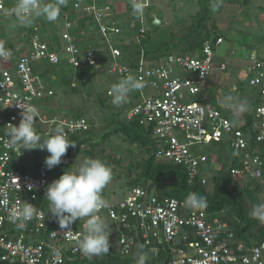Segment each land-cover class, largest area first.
Instances as JSON below:
<instances>
[{
	"label": "built area",
	"instance_id": "built-area-1",
	"mask_svg": "<svg viewBox=\"0 0 264 264\" xmlns=\"http://www.w3.org/2000/svg\"><path fill=\"white\" fill-rule=\"evenodd\" d=\"M148 1L136 0L144 7ZM8 2L0 0V17L15 16L11 10L16 0ZM131 3L133 5L134 0ZM95 4L96 0L72 2L74 9L99 22L102 40L115 58L109 62L108 70L120 75L132 74L144 83L145 87L137 94L140 99L126 118L137 120L150 129L156 159L182 166L191 182L202 176L200 180L205 183L206 177L199 167L208 157L196 147L223 142L236 153L233 158L237 163H230L232 177L260 179L264 169L260 149L264 145V61L258 57L256 50L253 49L248 55L253 72L248 83L258 92L252 109L251 130L246 133L237 128L219 107L189 99L199 93L202 81L214 68V47L223 41V37H217L214 43L206 39L201 47V57L170 53L157 60L140 52L136 61L138 64L129 70L126 63L115 62L122 55L116 43L124 42L122 38L114 39L123 34L118 23L108 17L114 14L115 9L106 3L101 6ZM136 18L141 24L138 29L135 21L131 20L127 25L129 30L137 31L135 40L140 44L145 36L142 25L144 17L136 15ZM73 25L75 19L65 15L64 40L59 48L39 37L37 25L32 28L31 41L23 46V50L30 47L29 51L17 54L14 48L0 39V44L12 53L9 61L0 60V260L9 264H64L80 252L78 241L86 221L80 219L68 230L61 229L58 219L53 216L48 223L42 208L47 201V186L61 175L50 177L45 163L35 168L30 165L26 171L10 169L13 156L16 159L21 157V144H10L7 135L10 123L18 125L20 122L21 109L15 105L20 102L37 110L33 127L45 126L51 133L57 126H62L65 134L67 130L87 128L84 117L68 120L40 109L41 99L54 92L33 71L36 60L49 64L66 61L74 67L96 64L97 52H103V46L80 48L75 35L69 30ZM219 67L224 69L225 65L219 63ZM182 70L185 74L196 73V76H181ZM76 85V81L71 82V86ZM144 89L148 91L147 94L143 93ZM105 200L108 206L102 208L98 215L103 219L101 213L104 212L111 222L122 223L126 228L117 237L123 253L130 252L135 239L151 250L153 256H158L161 246L168 247L171 253L168 264H264V241L251 247L241 242L234 246L232 230L227 221L210 215L204 209L190 207L186 200L158 197L141 186L127 188L120 199ZM28 202L35 207L37 215L27 222L25 229H19L11 222L8 209L22 207ZM130 216L133 220L129 223Z\"/></svg>",
	"mask_w": 264,
	"mask_h": 264
},
{
	"label": "rangeland",
	"instance_id": "rangeland-1",
	"mask_svg": "<svg viewBox=\"0 0 264 264\" xmlns=\"http://www.w3.org/2000/svg\"><path fill=\"white\" fill-rule=\"evenodd\" d=\"M107 1L111 5L114 3H125L130 4L131 0H101L100 3ZM48 2H51V0H44L43 4H47ZM73 2V1H71ZM99 2V0H97ZM214 2L213 4H219L218 11H221V16L225 21L231 22L232 29L230 30H221L223 35H227L228 38L232 39L236 44H238V50H236L235 46L233 48L227 49L228 45L227 43H223L220 46L221 52L224 51L225 55L229 58H234L240 54V45L243 44L244 46H247V43H249V47L251 45H257V50L259 49L263 52L264 49V26H262V31L259 32V29H256L257 35L255 34L250 38L249 36V42H245V35H247V31L242 32L240 27H238L239 19L236 21V16L238 17L239 13L230 11V7L227 6L222 0H212ZM90 2H88L89 4ZM42 4V5H43ZM208 2H205V0H152L151 6L146 9V15H152L155 14L158 16V19L160 22L158 24H154L153 20L150 21L149 17H146L143 24L144 27L147 29L148 32V38L146 42V48L149 49V51H152V49H158L160 52L165 51V49H173L177 48L178 50H172L175 51V53H184V51H181L179 47H186L187 40H188V33H191L192 29L196 27L198 19L204 20V14L206 13L208 15V18L214 20L215 17V11L212 10V5ZM117 5V4H116ZM244 6V5H243ZM131 7V6H130ZM133 7V5H132ZM236 10V7L234 8ZM82 12L79 9H75V15L72 19H76L78 17V14H81ZM253 13H255L253 11ZM234 16V18H233ZM132 13L130 10L122 11L116 13L113 15V20L122 23L124 20H133ZM130 18V19H129ZM236 21L235 24H232V21ZM134 22V21H133ZM79 24V23H78ZM209 25V23H206ZM38 26V33L39 37L44 41H50L53 43L60 44L63 42L62 38V32L64 29V19L59 15L56 21L54 22H48L44 17H38L33 20V22L30 25H20L17 22V19L15 16H1L0 17V39L8 44H12V48L19 53H23V46L28 44L29 41H31V36L33 34V27ZM80 28L74 27V25L69 29L71 32H77V30L81 31V41L79 42V47L84 48V45L88 46H104L103 40L101 37V33L99 31V22L91 18L80 19ZM238 25V26H237ZM191 30V31H190ZM219 32V31H217ZM137 31H128L124 30L122 35L114 37V39L122 38L124 41L127 42L126 45H123L122 43H118V45L121 44V46L126 50L127 47L128 51L124 50L123 55L127 56H133L135 55V50L137 49L138 42L135 40ZM253 39V42L251 41ZM247 40V39H246ZM141 43V41H140ZM253 43V44H252ZM248 49V47H247ZM236 51L237 55L231 54L232 51ZM103 52L109 56V51H107V47H103ZM130 54H129V53ZM188 54V53H186ZM191 55V54H190ZM129 56V57H130ZM264 56V55H263ZM129 57L125 59H129ZM111 58V57H110ZM109 58V59H110ZM159 60V58H157ZM134 61H137V57L134 58ZM41 66L40 69L44 70L46 67H48L47 62L42 61L39 63ZM96 71L95 74H92L90 76L89 81H87L85 84L80 83L78 85L77 90H72L68 85H65L62 83L63 79H68L71 76H73V68L70 65L65 66H57L54 67V69L48 70L47 74L43 72L41 79H43L44 82H48L56 91L57 96H55L51 100H47L46 103L48 106L44 107L47 112L49 113H56V112H62L66 113L68 110L72 109L71 111H78L84 108L85 100L87 98V102L89 104H92L90 107H87L86 115H93V116H100L99 108L95 104H93V97L94 94H96V91H100V94L106 95V90L111 89V86L114 83H117L120 79L117 74L114 72L108 71V64H103L100 67H96L94 69ZM13 72V69L11 70ZM239 83V94L240 99L244 102L243 105H245L248 109V111H252L256 101L255 95V87L249 85L248 78L245 80L244 78L240 79ZM65 89V94L62 93L59 88ZM95 91V92H94ZM137 91H132L129 93L128 102L124 103L120 106H110V101L107 102V108L105 110V115L107 113V116H105L104 121L102 123H98V127L95 126L92 130V133L95 135H91V132H88V136H92L94 138V145L90 146L95 154L92 158H98L104 161L107 165H109L112 169V180L110 183L106 186L104 189L102 196L105 199H120L122 198V195L124 194L125 190L128 188L127 181L129 180L128 176L126 175V172L128 169H130V178L137 174L140 171V163L142 162V158H144L145 149L141 147L137 143H129L126 138L122 136L120 132H115L116 128V120H125L127 113L129 110L137 103ZM94 92V94H93ZM143 93L147 94L148 91L146 89L143 90ZM234 94V92H233ZM257 96V95H256ZM198 94L194 95L192 97H189V99H198ZM214 103V100H213ZM120 111V112H119ZM113 112H119L118 115H113ZM42 133H46V130L41 129ZM112 132V135H110L109 138L106 139L104 142L102 139V134L105 132ZM41 132V131H40ZM47 135L43 134V137H47ZM92 138V139H93ZM89 145H86L85 147L80 148L79 152L73 157L70 158L72 161L71 169L74 170L76 167L79 166L80 162L85 157L89 156ZM85 148L87 151H83L82 149ZM197 150H202L203 152L210 153L211 159L213 162L216 161L214 166L216 168L219 167V163L222 162L221 158L226 159L225 161L228 164L233 160V157L235 156V152L229 149L226 146H222L218 143H211L208 145H199L196 147ZM75 148H68L67 153L70 155L74 153ZM25 153L31 154V156H34L33 159L36 161H39L42 159L43 156V150L34 149V150H24ZM39 152V153H38ZM220 159H219V157ZM27 156H23V160H26ZM67 157H63L61 163L64 165L65 161L67 160ZM27 161V160H26ZM118 162V163H117ZM60 165H57L52 168V173L50 174V177H52L56 173V169ZM200 171L202 170L203 174L206 176H209L212 170L210 169V166L208 164H202L199 167ZM234 182L232 183V187H235L238 184H242L243 182L245 184L251 183L254 181L260 183V188L256 191L250 192L249 196H247L246 201L248 204V211L249 215L253 209L254 206L259 204H264V177L262 176L258 180H249L245 177H233ZM242 182V183H241ZM210 189V184L206 185ZM253 198H257V201ZM103 219L107 222L109 225L108 231L110 234V242L115 244L116 240L114 237V224L109 220V218L105 215L104 212L101 213ZM251 216V215H250ZM100 256V255H99ZM98 256V257H99ZM94 257V256H93Z\"/></svg>",
	"mask_w": 264,
	"mask_h": 264
},
{
	"label": "trees",
	"instance_id": "trees-1",
	"mask_svg": "<svg viewBox=\"0 0 264 264\" xmlns=\"http://www.w3.org/2000/svg\"><path fill=\"white\" fill-rule=\"evenodd\" d=\"M10 3L11 0H8ZM72 0H68L66 6L61 7L60 9V15L64 19V16L67 15V18L72 19L75 15V9L72 6ZM90 1V0H89ZM44 0L41 1V4H43ZM101 0L97 2L96 0V6L100 4ZM205 2H208L209 4H212L211 0H205ZM16 3H13V6H15ZM12 5V4H10ZM129 7L131 6L129 3L127 4ZM150 7V6H149ZM131 12L136 15L133 12V7L131 6L129 8ZM113 15L110 14L108 17H110L113 20ZM153 15H146V9L143 10L142 16L144 17V20L146 17H149L150 21L153 20ZM156 16V15H155ZM134 17V16H132ZM158 17V16H156ZM85 18V19H90L91 16H86L85 13L78 14V20H79V25L78 27L80 28V19ZM137 29L140 27V22L137 23ZM144 27V24H142ZM122 29L128 28V25H125L124 23L119 25ZM38 27V26H37ZM145 28V27H144ZM124 31V30H123ZM133 31V30H129ZM191 31V30H190ZM75 37H76V43L79 45V42L81 41L80 36L82 33L80 30H77V32H72ZM144 38L141 39V43L137 45V49L135 50V55L132 57L127 56V55H122L118 56L116 58L115 62H118L119 64H124L126 63L129 66V70H132L134 66H136L138 63L134 61L135 56L137 57L140 52H142L146 57H152V58H159L162 56H165L170 53H175V51L172 50H178L177 48H173L171 50L165 49V51H158V49H152V51H149L148 48H146V40L148 38V32L147 29L145 28L144 30ZM188 40L186 47H179V49H193V48H201V44L204 40L210 39L213 43L215 42L216 38L219 37L217 32L215 30H210L207 28L206 24L202 21V19H198L196 27L192 29L191 33H188L187 35ZM49 43V45L59 48L60 44L53 43L50 41H46ZM104 46H108L103 42ZM253 44V43H252ZM116 45L121 49V51L126 50L124 49L121 44L118 45V42ZM126 45V44H123ZM7 46L11 47L12 44H8ZM103 46V47H104ZM128 51L129 46H126ZM86 48V45H84L83 50ZM251 49L249 50L247 54V59L248 55L250 52L254 49L258 53V57L264 61V59L261 57L260 52L257 50V45H251ZM25 49V48H24ZM29 51V50H28ZM129 53V52H128ZM109 56L105 54V52L98 51L97 52V62L96 64H83L78 67H74L73 65L69 64L68 62H61L58 64H48V67H46L44 70L40 69L39 63L44 61V60H36L33 63V71L36 74L41 75L43 72L47 74L48 70L54 69V67L57 66H65V65H70L73 68V76H71L68 79H63L62 83L65 85H68L72 90H77L78 85L76 86H71L72 81H77L78 84L83 83L85 84L87 81H89L90 76L92 74H95L96 71L94 70L96 67H100L103 64H109V62L113 61L115 58H113L112 54L109 52ZM130 54V53H129ZM111 57V58H110ZM129 57V59H125ZM110 58V59H109ZM128 63H127V62ZM109 71V70H108ZM253 73V72H252ZM117 74V73H115ZM127 75L124 74L122 75V78L126 77ZM121 78V79H122ZM47 84H49L47 82ZM49 87L52 88L53 94L52 95H47L46 97L42 98L39 107L41 110L46 111L44 107H46L47 100L53 99L55 96H57L55 89L53 86L49 84ZM59 90L62 91L63 94H65V89L58 87ZM108 90V89H107ZM107 90H106V95L100 94V91H96V94H94L93 97V104L97 105L100 113V116H93V115H86L87 112V107H90L92 104H89L87 102V98L85 100V106L81 110L78 111H71L72 109L68 110L66 113L62 112H56L54 114L59 115L60 117H66L68 120H73L75 118L79 117H84L87 122V128L83 129H76L73 131L67 130V137L71 142L75 143V147H69V148H75L73 154L66 153L65 157L68 159L65 161L64 165L62 163L60 166L56 169L55 175L57 176L58 174H62L64 171H68L71 169V164L72 161L70 160L71 157L76 155L80 148L85 147L86 145L92 146L94 145V138L92 137L95 135L92 133V130L95 126L98 127V123H102L104 121V117L107 116V113L105 115V110L107 108V102L110 101V106H114L111 103L112 96L107 95ZM138 94V91H137ZM138 100L140 97H138ZM199 101V100H198ZM201 102V101H200ZM205 103V102H203ZM47 112V111H46ZM120 112V111H119ZM119 112H113L112 114L115 115ZM49 113V112H48ZM228 115V114H227ZM231 119V121L236 125L237 128L242 129L244 132H249L251 130V122H252V111L249 112H244V115L241 117H236L232 114L228 115ZM116 128L115 132H120L124 138L128 140L129 143H137L141 147L145 149V156L142 158V162L140 163V171L132 176L130 178V169L127 170L126 175L129 177L127 181V186L128 188H131L133 186H141L145 188L147 191H152L155 195L158 197H164V196H169V197H176L180 201L186 200L188 195L190 193H197L199 196H203L206 198V203L207 206L204 209L207 213L210 215H217L219 216L222 220L227 221L229 227L232 230V241L233 245L236 246L238 243H243L246 247H251L252 245L259 243L261 241H264V222H261L259 219H254L249 215V207L246 201L247 196H249L250 192L256 191L257 189L260 188V183L258 182H251L245 184L244 182L242 184H238L235 187H232V183L234 182V178L232 177L230 173V164H228L225 161L226 159H222V162L219 163V167L216 168L214 166L212 159H211V154L206 153L208 159L205 161L203 164H208L210 166V169L212 172L210 173L209 176H206V182L202 183L201 182V177L198 176V178L194 179L193 182L189 181L188 174L185 170L180 165H175L169 162H164V161H159L156 159L154 155V144H153V139L151 137V131L150 129H147L143 125L139 124L137 120H116ZM1 125V124H0ZM55 128V126H53ZM34 129L36 132L43 137L44 135H47L45 133H42V130L40 128V125L34 126ZM41 131V132H40ZM88 132H91L92 136H88ZM112 135V132H105L103 133L102 139L105 142L107 138ZM93 138V139H92ZM212 143H218L221 144L222 146L228 147L223 142H212ZM251 144L253 142L251 141ZM231 149L230 147H228ZM92 148L90 147L88 152L89 156L92 158L93 155L95 156ZM261 153H263L264 157V145L260 147ZM24 145H20V151H21V157L16 159V156H13V161L10 164L9 168L13 170H19V171H26L27 169V162L29 161L32 165L33 168H35L37 165L41 163H45V158L49 155V153L46 150H43V156L42 159L39 161H36L33 159L34 156H31V154H27L24 151ZM83 151H87L85 148L82 149ZM232 150V149H231ZM40 151V149H39ZM202 151V150H201ZM234 151V150H232ZM203 152V151H202ZM235 152V151H234ZM39 153V152H38ZM236 155V153H235ZM23 156H27L26 160H23ZM219 157V156H218ZM220 159V157H219ZM64 161V160H62ZM26 162V163H25ZM233 163H237L235 158L232 160ZM118 163V162H117ZM231 163V162H230ZM202 165V164H201ZM48 169V168H47ZM50 174L52 173V168L48 169ZM202 172V170H201ZM203 173V172H202ZM264 177V169H263V175ZM210 184V189L206 186ZM255 198H253L254 200ZM257 201V198L255 199ZM42 208L45 211L47 221L48 223L51 222V217L52 215L48 213V208H49V203L46 201L45 203L42 204ZM87 218H83V221H86ZM133 217H129L128 221L129 223L132 222ZM114 224V237L116 240V243L113 244L110 242V249L107 254H102L99 257L94 256V257H87L83 255L81 252L76 253L75 255L71 256V258L67 259L64 264H138V259L141 255L147 256L146 264H168L170 258H171V253L168 247L161 246L160 252L158 256H153V252L149 250L146 246H144L140 241L134 239V244L130 249L129 253H123L121 250V245L117 243V237L120 233H123L126 231V228L122 223ZM83 235L85 234V229L82 230ZM133 234V232H129V234ZM81 237V239H82ZM142 246V247H141ZM0 264H9L6 261L0 260Z\"/></svg>",
	"mask_w": 264,
	"mask_h": 264
},
{
	"label": "clouds",
	"instance_id": "clouds-1",
	"mask_svg": "<svg viewBox=\"0 0 264 264\" xmlns=\"http://www.w3.org/2000/svg\"><path fill=\"white\" fill-rule=\"evenodd\" d=\"M151 1L149 0L148 5L144 7L142 3L134 0L133 12L137 16H142L143 10L151 6ZM67 2L68 0H51V2L42 5L40 0H16V4L11 11L14 13L17 22L22 26L30 25L38 17H44L48 22H54L60 15L61 7L66 6ZM105 2L113 8V5L107 1ZM218 7L219 4H213L212 10L216 11ZM136 15H134L132 21H138ZM153 17V19L158 18L155 15ZM129 21L131 20H127L124 24L127 25ZM78 23L79 20L76 17L75 29L79 28ZM122 30L129 31L128 28ZM122 44H127V42L124 41ZM26 50H30V47H25L23 52ZM11 56V51L0 44V60L7 62L11 59ZM39 76L41 77V75ZM144 87L145 85L140 79L129 74L114 83L111 89H108L110 92L107 95L112 96L111 103L114 106H120L128 102L129 93L141 90ZM15 105L21 109V119L18 125L10 123L11 126L7 132L10 144H23L24 149L27 150H46L49 153L45 158L47 168L51 169L60 165L68 148L75 147V143L69 140L62 126H57L51 133L48 132L47 127L40 126L41 129H47L45 134H48L47 137L40 136L33 127L37 110L34 107H27L23 102ZM226 107L233 109V115L237 118L243 110L242 107L236 108L231 103L226 104ZM27 163L29 167L31 163L29 161ZM60 175L46 188L45 199L49 203L48 213L57 218L60 228L65 230H68L78 220L87 218L84 224L85 234L78 241L80 252L89 258L107 254L110 249L109 237L111 233L108 231L109 225L98 215V212L108 206L102 193L113 178L111 167L101 159L85 157L74 170L64 171ZM186 203L194 209H202L207 206L206 198L194 192L188 195ZM8 215L17 228L25 229L27 222L32 220L37 213L35 207L28 202L22 207L8 209ZM250 215L252 218L264 222V204L254 206ZM146 260L147 256L141 255L138 264H146Z\"/></svg>",
	"mask_w": 264,
	"mask_h": 264
},
{
	"label": "crops",
	"instance_id": "crops-1",
	"mask_svg": "<svg viewBox=\"0 0 264 264\" xmlns=\"http://www.w3.org/2000/svg\"><path fill=\"white\" fill-rule=\"evenodd\" d=\"M212 1V0H211ZM227 6L230 7V11L239 13L238 17L236 16V21L239 19L238 27H240L242 32L247 31L246 29L249 28L247 31V35L243 36L245 37V42H249V36L252 38L256 32V29H259V32L262 31V26H264V0H222ZM106 3V2H105ZM104 2L100 3L99 6L105 4ZM214 2H212L213 4ZM117 4V5H116ZM244 5V6H243ZM236 7V10L234 8ZM113 8L118 13L126 10H130L129 5L124 3H114ZM253 11L255 13H253ZM131 12V10H130ZM132 13V12H131ZM215 19L212 20L210 17L208 18V15L204 14V20L203 22L209 23V25L206 24L207 28L212 30H215L217 34L221 37H223V42L219 45L215 46V66L210 71L208 76L202 81L200 85V91L198 93V100L201 102H209L220 109H222L226 114L233 115V109L226 107V104L231 103L236 108H241L242 111L239 115L241 117L244 115V112L248 111L247 107L244 104V102L240 99L239 94V83L240 79L244 78L245 80L250 78L253 73L251 71V62L247 59V54L249 50L251 49L249 47V43H247V46H244L243 44L240 45V54L234 58H229L225 55L224 51L221 52L220 46L223 43H227L228 48H233L235 46L236 50H238V44H236L232 39L228 38L227 35H223L221 33V30H230L232 29L231 22L225 21L223 17L221 16V11L216 10L215 11ZM153 15V14H152ZM132 16L134 14L132 13ZM133 18V17H130ZM129 18V19H130ZM234 18V16H233ZM128 19L124 20L122 23H126ZM236 21H232V24H235ZM247 39V40H246ZM253 42V39H251ZM248 47V49H247ZM181 51H184V53H188L187 55L194 56V57H201L202 52L201 48H193V49H181ZM261 57L264 59V49L263 52L259 49ZM181 53V52H180ZM237 55L236 51H232L231 54ZM174 54V53H171ZM183 54V53H182ZM151 57V56H150ZM219 63H223L225 65L224 69H221L219 67ZM119 76V79L122 78V75L117 74ZM255 95H257V88L255 87ZM234 92V94H233ZM228 98H231L230 100ZM214 100V103H213ZM256 100H254L255 102Z\"/></svg>",
	"mask_w": 264,
	"mask_h": 264
},
{
	"label": "water",
	"instance_id": "water-1",
	"mask_svg": "<svg viewBox=\"0 0 264 264\" xmlns=\"http://www.w3.org/2000/svg\"><path fill=\"white\" fill-rule=\"evenodd\" d=\"M159 22H160V20L158 18L153 19V23L154 24H158ZM181 76H184V77H188V76L195 77L196 76V73H186L185 74V72L182 70L181 71Z\"/></svg>",
	"mask_w": 264,
	"mask_h": 264
}]
</instances>
